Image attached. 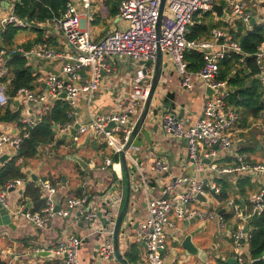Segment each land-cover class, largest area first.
<instances>
[{
    "label": "built area",
    "instance_id": "obj_1",
    "mask_svg": "<svg viewBox=\"0 0 264 264\" xmlns=\"http://www.w3.org/2000/svg\"><path fill=\"white\" fill-rule=\"evenodd\" d=\"M14 6L23 0H9ZM85 8L81 11L76 0H67L66 11L60 17L48 20L54 31L62 33L66 42L72 47V51H58L46 41L29 51L23 48L0 49V105H6L9 100V61L20 51L26 58L34 54L41 58L63 59L64 66L60 74L51 73L43 77L45 88H30L21 86L15 92L18 98L26 99L37 106L43 107L46 103L60 99L62 93H66L67 101L71 106H76L78 96L83 93L90 100L100 87L104 74L113 72L111 60L114 57H128L135 62L156 60L159 51L167 53L173 60L181 78V84L186 89H193L194 79L202 82L203 103L201 113L196 123L187 127L183 120L174 113L165 114L162 117L163 129L175 139H185L188 145L189 157L195 162L196 172L212 169L219 174L246 173L255 179L257 175L264 176V163L251 162L246 155L238 152L234 144L235 127L240 121L238 110L228 104V81L221 79L220 63L234 53L247 56L240 43L233 36L221 29L215 28L208 39H190V25L196 15L215 10L216 0H166L161 16L160 29L158 23L162 0H122L118 12L115 15L117 21L124 22V26H116L107 29L100 38L93 37V12L92 0H80ZM229 11L238 16L244 22L249 23L252 13L248 10L247 0H224ZM28 24L26 19L18 17L14 9L0 19V27L12 25L22 28ZM192 49H199L203 53V65L197 70L189 68L185 55ZM258 59H264V42L256 53ZM242 56L240 61H244ZM260 80L264 84V69L259 73ZM151 82L147 73L138 72L130 85L129 96L131 106L128 110L119 113H105L92 116L87 124H81L76 133L71 136L76 145L85 135L101 139L111 149V156L104 158V167L114 166L112 156L121 159L124 148L132 135L134 125L138 122L148 99ZM212 89L210 95L207 89ZM64 99V98H63ZM74 113V110H73ZM75 115L73 114V117ZM40 118L26 114L20 119V132H0V159L7 147L19 151L25 139L29 138L31 131L38 125ZM264 120V112L261 115ZM114 122L115 126L109 127ZM76 121L58 123L56 130L64 137L69 136ZM131 147V146H130ZM129 149L125 152L126 160L137 167L138 161L134 153ZM233 155L236 165L223 167L219 161L222 155ZM204 161H209L205 163ZM151 168L158 172H169L167 161L157 158ZM141 169V168H140ZM24 184L23 178H16L0 185V207L8 209L12 214H20L27 206L23 200L16 209L12 210L8 195L11 189H16ZM39 187L43 191L44 207L37 211L28 210L24 215L35 226L45 229L56 215L71 217L80 209L87 221H95L97 213L88 204L89 197L85 189L79 196L67 199L65 205L60 207L56 195L59 191V183L50 178L40 181ZM221 192L220 185L208 182L196 175L177 176L171 175L165 184L163 193L168 197L149 198L147 202L148 217L143 220L137 230L139 242L146 249V264H168L164 257L167 249V227H176L177 221L201 220L208 221L219 218L224 220L221 209L229 208L234 212V218L241 222L232 230V241L236 251L235 258L241 264L246 263L244 248L248 246L250 234L244 232L245 220L264 210V187L249 196L251 211L246 210L229 199L225 204L218 198L214 207L204 210L196 203L204 200L198 195H218ZM59 208V209H58ZM247 209V207H246ZM226 210V209H225ZM13 211V212H12ZM93 222L90 226L94 231L100 232L102 242L100 245L101 260L110 261L116 259L114 244V229L100 228ZM109 239L103 238L104 234ZM83 239L76 234H70L66 238L58 240L54 247L37 248L36 252L49 250L53 252L60 264H83L79 257V249ZM264 259V254L261 258ZM254 262V259H252ZM0 264H6L0 259Z\"/></svg>",
    "mask_w": 264,
    "mask_h": 264
},
{
    "label": "crops",
    "instance_id": "obj_2",
    "mask_svg": "<svg viewBox=\"0 0 264 264\" xmlns=\"http://www.w3.org/2000/svg\"><path fill=\"white\" fill-rule=\"evenodd\" d=\"M93 1L97 4L96 6L92 4L91 7L93 12V26L101 20L99 14L100 8L108 14L107 17L111 18L113 22V26L110 28L104 27L98 29L93 34L94 38H100L107 29L124 26V22L117 21L115 18L122 0ZM76 2L80 10L84 11L85 8L82 2L80 0H76ZM247 2L249 3L248 10L252 13V18L256 19L255 23L264 22V0H247ZM101 3H104V6ZM217 4L223 5L224 9L221 15H218L213 10L214 21L221 24L219 28L228 32L230 28L236 26V21L240 18L229 11L228 5L224 0H216ZM12 9H14V5L9 0H0V19L10 13ZM109 18L107 20L105 19L106 24L110 23ZM203 22H208L205 13L196 15L191 26ZM7 26L0 27V33ZM22 29L29 30L28 34L16 39L18 31ZM18 31L14 36L12 45H6L0 40V45H3L1 49L16 47L24 49L22 46L24 43L32 42L31 50L46 41L55 50L72 51V47L66 42L63 35H59V31H54L48 21H33L32 23H28L26 27L18 29ZM27 62L33 67V71L37 75L33 87L36 89L40 86L41 88H45V82L42 78L51 73L60 74L65 63L63 59L41 58L34 54L27 58ZM111 64L114 67L113 72L103 75L99 89L90 100L83 93L78 96L73 113L75 115L74 121L87 124L92 116L105 113H119L130 108V85L137 76L132 74L133 70L131 69L136 67L140 71L144 68L140 63L122 56L114 57L111 60ZM155 68L156 65H153L147 70V78L151 83ZM9 77H12V75L9 74ZM39 80H41L40 86H38ZM194 84L193 89L183 87L173 60L167 53H163L161 75L155 97L160 96L165 98L173 111L176 112L187 127L196 123L200 116L203 103L204 90L202 82L194 79ZM9 88L10 86L8 84V90ZM53 103V101H50L41 107L14 95L10 97L6 105H0V114L3 115L4 112L10 111L11 113L20 112V119L26 114H32L36 118H42L50 113ZM162 117L163 114H159L157 117L151 114L141 132L131 144L130 149L138 161V167L129 160H127V165L124 167L121 159L117 157V161H115V156H112L115 165L104 167V158L111 156V149L101 139L85 135L77 145L73 142L71 144V141H69L72 138L70 133L65 138L54 129L56 141L64 140V144L61 145L64 147L59 150V146H54L56 143L48 144L47 146L63 152L62 154L65 157L60 159L61 164L58 165H54L55 163L44 159L43 161H39L35 166H32L38 161L35 158L28 160H24L23 157L18 158L16 163L23 164L22 171L26 174V177L23 178L24 184L10 191L8 195L11 209H16L24 200L26 204L31 203L29 210L32 211L36 207L37 202L31 197L26 196V190L30 183H35L34 186H39L42 179L50 178L59 183V191L56 198L60 207L65 205L69 197L79 196L85 189L90 201L88 206L97 213V216L101 214V217H97L96 219V226L107 230L114 229L119 213L124 208L128 198L127 212L123 218L119 235L120 252L128 262L127 253L130 250L131 244L134 242L140 243L141 260L137 264H146V249L144 244L139 242L137 230L140 223L148 217V199L164 196L163 190L171 175H196L208 182H214L217 178H224L232 185L230 199L234 200L240 198L238 189L235 186L238 178L250 177L248 174L241 172L219 174L217 171L208 168L197 173L195 162L189 157L186 140L175 139L168 134L163 129ZM257 121L260 124L263 122L261 118ZM240 124L241 119L234 130V144L238 152L241 149H246L244 145H241V142H237L238 134L242 133L244 128L250 127L246 125L249 127L243 128ZM2 131L13 134L18 133L20 132V125L17 121L1 120L0 132ZM65 143H68L71 149L66 148L69 146L65 145ZM17 152L7 147L4 155H8V159L5 162L17 158ZM246 153L243 154L249 158V155ZM73 154L78 155L84 161L83 163L86 162L88 164V167L83 168L82 165L71 159L70 156ZM157 158L168 162L170 167L169 172H158L151 168ZM251 158L254 159L255 156ZM234 160L233 155L225 154L221 156L219 163L223 167H228L232 165ZM261 161L263 160H257V162ZM5 162H0V168ZM30 173L38 177L37 182L31 180ZM57 175L61 176L60 180L57 179ZM251 181L254 184V188L250 191V196L264 187V176L259 174L255 179L251 178ZM41 192V199L44 200L43 191ZM207 199V201L204 200L196 203V205L204 210L211 209L214 207L216 197L214 195H208ZM241 206L243 210H246L247 206L245 204L242 203ZM225 209V212H231L229 208ZM83 215L85 214H81L80 209L71 217L56 215L48 227L40 229L30 222L23 212L15 214L13 221L16 229H12L7 225H0V259L6 264H60L57 258L33 257V253H36L35 249L37 248L54 247L59 239L66 238L70 234H76L83 239L79 249V257L83 264H126L118 257L110 261H102L100 259L102 236L99 235L100 232L94 231L96 227L93 229L92 226L88 225L83 219ZM235 221H238V219L234 218L233 222ZM230 222L225 219L221 221L219 218L208 221L184 220L177 221L176 227L174 228L167 227V249L164 252L166 262L168 264H218V259L227 262L228 258H235L236 251L232 241L233 228ZM189 234L192 235V240L195 245L207 253L205 261L197 256L188 255L183 248L182 241ZM103 238L109 239L106 234H104ZM244 255L246 263H252V258L249 257L248 246L244 248Z\"/></svg>",
    "mask_w": 264,
    "mask_h": 264
},
{
    "label": "trees",
    "instance_id": "obj_3",
    "mask_svg": "<svg viewBox=\"0 0 264 264\" xmlns=\"http://www.w3.org/2000/svg\"><path fill=\"white\" fill-rule=\"evenodd\" d=\"M67 8V0H23L18 2L14 6V13L23 19H26L28 23L33 21L45 22L53 17H60ZM116 13V12H115ZM213 11L206 12L208 22L201 24L190 25L189 38L190 39H208L212 35V31L215 28L220 27L219 22L214 21ZM18 27L7 26L4 31L0 33V40L6 45H12L13 39L18 31ZM39 29V28H37ZM233 38L238 41L243 51L248 55H253L259 52V48L264 42V22L255 23L253 25H247L242 19L236 21V26L230 28L228 31ZM202 37V38H201ZM32 42H26L22 46L25 50L29 51ZM3 45H0V49ZM244 56L240 53H234L230 57L225 58L220 63L221 79L228 81V84L236 86V91L231 92L229 95V101L243 109L242 119L244 123L249 125L250 119L258 120L261 118L264 112V84L258 79L259 73L264 69V59H258V57H252L246 61H240ZM246 57V56H244ZM188 61L189 68L191 70L199 69L203 63V53L199 49H192L185 55ZM240 65H244L246 69H240ZM10 74L9 83V96L15 95V92L21 86L34 87V82L37 79V75L33 71V67L28 64L27 58L23 55H15L8 63ZM240 70H239V69ZM241 74H244L242 78ZM73 107L71 104L63 98L55 100L51 107L50 113L43 116L38 125L31 131L29 138L25 139L21 148L19 149L20 155L17 158L3 163L0 168V185L6 182L16 179L25 178L26 174L22 171L23 166L16 163L18 158L23 157L24 160L39 157V147L42 145H48L56 143L54 146L63 144L64 140L56 141L54 125L58 123H69L74 121ZM1 111V107H0ZM239 112V111H238ZM240 113V112H239ZM20 112L11 113L6 111L3 115L0 114V121H17L20 122ZM241 119V116H240ZM262 135L264 139V120H263ZM264 144H262L263 147ZM247 149L239 150L240 153H246ZM247 154V153H246ZM264 158V153H263ZM251 162H257L256 159H252L249 155L247 158ZM117 161V156H115ZM264 163V160L261 161ZM238 162L235 160L232 165H236ZM216 182L221 187V192L216 195L220 201L224 204L230 199V192L232 191L231 183L224 178H217ZM35 183H30L26 190V196L31 197L37 202L36 207L32 211H37L44 205V200L41 199L42 192L39 186H34ZM235 186L238 189L240 198H236L235 202L247 206L246 214L251 211L249 203V193L254 188V184L250 177H240L236 181ZM223 218L226 221H231L232 228L236 229L240 220L234 221V212H225ZM249 224V257L254 259L252 263L244 264H264V259L261 258L264 254V210L260 214L250 216L247 221ZM140 243L134 242L130 246V250L127 253L129 264H137L141 260ZM59 262V261H58ZM218 264H228L226 261L218 259ZM241 264V263H237Z\"/></svg>",
    "mask_w": 264,
    "mask_h": 264
},
{
    "label": "water",
    "instance_id": "obj_4",
    "mask_svg": "<svg viewBox=\"0 0 264 264\" xmlns=\"http://www.w3.org/2000/svg\"><path fill=\"white\" fill-rule=\"evenodd\" d=\"M165 1L166 0H162V4H161V8H160V17H159V23H158V31L160 29V22H161V16L163 14L164 11V7H165ZM215 11L217 12L218 15H221L223 13V5H215L214 7ZM255 18H252L250 21V25H253L255 23ZM15 55H22V53L20 51H17L15 53ZM257 54H253V55H247L245 57L246 61L249 60L252 57H256ZM162 61H163V53L162 51H159L158 56L156 58V60H147V61H140V65L143 66V72L147 73V70L152 67L153 65H156L155 68V72L153 75V79H152V84H151V88H150V92H149V96L147 101L145 102L143 111L140 115V118L138 120V122L134 125V129L132 132V135L130 136L124 150L125 152L129 149V147L131 146V144L133 143V141L135 140L136 136L141 132L142 128L144 127V125L146 124V121L148 120V118L150 117V115L152 114L154 117H157L159 114H163V116L165 114L168 113H174L176 114V112L173 111V109L171 108V106L167 103L165 98H162L160 96H156V92H157V86H158V82L160 79V75H161V65H162ZM258 79H260V76H258ZM208 94L212 95L213 94V90L212 89H207ZM238 93V90L236 91V94ZM61 98H66L67 94L64 92L60 95ZM115 126L114 122H111L109 127ZM57 125H54V129H56ZM80 127V123L77 122L74 127L71 129V136H73L76 133V130ZM65 138L68 137L67 134L64 135ZM259 147H261V144L259 145ZM125 152L122 153L121 156V160H122V165L124 167H126L127 165V160H126V155ZM17 155H20V152H17ZM71 159H73L74 161L78 162L80 165L83 166V168H87L88 164L78 157V155L73 154L70 156ZM6 159H8V155H4L1 157L0 162H5ZM205 163H209V161H204ZM31 175V180L34 182L38 181V177L33 174L30 173ZM14 189H11V191ZM168 197V195H165L164 198ZM198 198L205 200L206 201V197H203L202 195H198ZM128 198L127 201L125 203L124 208L122 209V211L119 213L118 219L115 223V227H114V244H115V251H116V255L117 257L122 260L124 263L128 264L127 260L122 256L121 252H120V247H119V235L121 232V227H122V222H123V218L126 214V210L128 207ZM31 206V203H27V206L25 207L23 213H27L29 210V207ZM59 209V208H58ZM225 212V209H221L219 211V214H223ZM101 217V214H99ZM15 215L12 214L10 212V210L8 209H2L0 207V225H7L9 227H11L12 229H16V225L14 224V219ZM83 219L88 223V225L90 226L93 222L95 221H87L85 215H83ZM109 223V221H108ZM249 231V224L248 222L245 223L244 225V232H248ZM182 246L183 248L186 250V253L188 255H194L197 256L199 258H201L203 261L206 260V255L207 253L202 250L200 247L196 246L195 243L192 240V235H187L183 241H182ZM33 257H54L53 252L49 251V250H45V251H40V252H36L33 253ZM227 262L229 264H237L238 261L236 258L234 257H230L227 259Z\"/></svg>",
    "mask_w": 264,
    "mask_h": 264
},
{
    "label": "rangeland",
    "instance_id": "obj_5",
    "mask_svg": "<svg viewBox=\"0 0 264 264\" xmlns=\"http://www.w3.org/2000/svg\"><path fill=\"white\" fill-rule=\"evenodd\" d=\"M92 4L94 6L97 5V4L94 3V1L92 2ZM98 5H99V3H98ZM101 5L104 6V3H101ZM99 14L101 16V20L99 22H97L93 26V28H92L93 34H95L96 31H98V29H100V28H104V27H109L110 28V27L113 26V22H112L111 18L107 17L108 14H106L103 9L100 8ZM108 18L110 19V23H107L106 24V20ZM28 32H29V30H26V29L19 30L18 33H17V35H16V39H19L20 36H22V35L28 34ZM58 34L59 35H62L60 32H58ZM133 68H135V69H133ZM133 68L131 69V70H133V73L132 74L134 76L138 75V72H139L138 71V68H136V67H133ZM240 69H246V67L244 65H240ZM241 76H242V78H244V74H241ZM237 89L238 88L236 86H234L232 84H228V87H227V91L228 92H234ZM227 102H228V104L231 107H233L234 109H236V110H238L240 112L239 113L240 116H241V124H240V126L243 127V128L250 126L249 128H244L243 129V132L240 133V134H238L239 136L237 138V142L238 143L241 142V145H244V147H246L247 154L250 155L251 157H254L255 156L254 159H256V160H264V158H263L264 145H263V147H259L260 144H264V139H263L262 134H261V132L263 130V123L260 124V123H258L257 120L250 119L249 126H246L247 124H245L244 123V120L242 119L243 109L240 108V107H238V106L233 105L229 101V99H228ZM69 141H71V144H72V142H73L72 138H70ZM61 145L60 144L58 145L59 146L58 147L59 150L62 149V147H64V146H61ZM65 145L69 146V147H66V148L71 149V146L68 143H65ZM58 149L55 150V149H53V147H48L47 145H42L40 147L39 157L35 158V160H38V161H36V164H33L32 166L37 165L39 161H43L44 159H48L50 162L55 163L54 165L61 164L60 159L61 158H64L65 155H63L62 154L63 152H60ZM68 155H70V154H68ZM68 158H69V156H68ZM29 164H31V163L29 162ZM56 177H57L58 180L61 179V176L60 175H57Z\"/></svg>",
    "mask_w": 264,
    "mask_h": 264
}]
</instances>
